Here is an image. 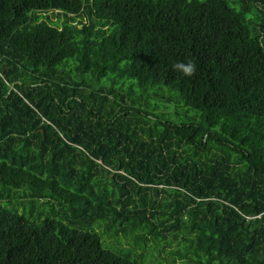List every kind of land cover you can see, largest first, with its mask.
Here are the masks:
<instances>
[{
    "label": "trees",
    "instance_id": "16d2710c",
    "mask_svg": "<svg viewBox=\"0 0 264 264\" xmlns=\"http://www.w3.org/2000/svg\"><path fill=\"white\" fill-rule=\"evenodd\" d=\"M171 240L264 264V0H0V264Z\"/></svg>",
    "mask_w": 264,
    "mask_h": 264
},
{
    "label": "rangeland",
    "instance_id": "374dc122",
    "mask_svg": "<svg viewBox=\"0 0 264 264\" xmlns=\"http://www.w3.org/2000/svg\"><path fill=\"white\" fill-rule=\"evenodd\" d=\"M46 14H51L50 12H47ZM53 19H56V16H54V17H52ZM100 82H101V84H103V83H107V84H109V83H111V81L109 80V78L107 77H105V78H102L101 80H100ZM125 84V83H124ZM126 84H128V85H126V89L125 90H128L129 89V84H131V83H129V81H127L126 82ZM132 89H134L135 91H136V93L137 94H139L140 93V88L135 84V85H133L132 87H131ZM117 89H119V88H117ZM124 89H122L121 90V92L122 93H125V92H127V91H125ZM152 102H151V104H155V101L153 102V100H151ZM158 102V105L159 106H161L162 105V102H160V101H157ZM177 118V117H176ZM17 202V200H14L13 201V204H15ZM18 208H19V210L21 211L22 210V207L19 205L18 206ZM98 231H100V229H98ZM119 239H120V242H118L117 240H116V238H109V237H106V242L107 243H111V242H113V244L115 245V246H117V245H119V244H121V245H123V246H129V244H128V239H126L125 237H123V236H119ZM169 240H170V238H169ZM154 243L153 242H151L150 244H149V247L151 248V246L153 245ZM150 248H148V252H150V250H152V249H150ZM166 249L165 250H163L161 253H160V256H159V254L155 251V250H152L151 251V256H148V260L149 259H153V257H156V258H158V259H160V257H165L166 259H167V261H163V260H161V264H194L193 263V261H189L187 258H185V259H179V258H177L176 256H173V254H168V251H172L173 249H177V248H181V249H184V244L183 243H179V241H174V240H171V243H170V245L169 246H166L165 247ZM173 258H175L176 259V261H174V262H172V260L171 259H173Z\"/></svg>",
    "mask_w": 264,
    "mask_h": 264
},
{
    "label": "clouds",
    "instance_id": "9594fccd",
    "mask_svg": "<svg viewBox=\"0 0 264 264\" xmlns=\"http://www.w3.org/2000/svg\"><path fill=\"white\" fill-rule=\"evenodd\" d=\"M196 61L188 58L183 61H178L173 65V68L179 72H181L185 76H192L196 72Z\"/></svg>",
    "mask_w": 264,
    "mask_h": 264
}]
</instances>
